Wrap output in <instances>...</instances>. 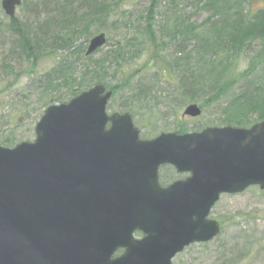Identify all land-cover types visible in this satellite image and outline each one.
Here are the masks:
<instances>
[{
  "label": "water",
  "instance_id": "95a60500",
  "mask_svg": "<svg viewBox=\"0 0 264 264\" xmlns=\"http://www.w3.org/2000/svg\"><path fill=\"white\" fill-rule=\"evenodd\" d=\"M20 4L2 6L13 16ZM104 43L93 39L88 53ZM105 90L49 106L34 143L0 147V264H172L219 233L207 217L222 193L264 188V121L143 141L128 113L107 115ZM169 163L192 175L162 188Z\"/></svg>",
  "mask_w": 264,
  "mask_h": 264
},
{
  "label": "rangeland",
  "instance_id": "374dc122",
  "mask_svg": "<svg viewBox=\"0 0 264 264\" xmlns=\"http://www.w3.org/2000/svg\"><path fill=\"white\" fill-rule=\"evenodd\" d=\"M166 1L162 0L156 6L149 28L139 32L133 28V24L129 30H125L121 23L116 26L112 22L119 20V16H125L124 20H128L145 13L154 0H92L93 14L98 13L97 19L102 21L91 26L87 36H81L74 46L83 47L84 50L93 32L96 35L98 30L106 33L108 44L89 59L81 52L75 55V59L68 51L64 53L63 49L53 50L48 40L42 45L45 54L39 58L34 57L33 60L20 57L22 54L18 52L13 56L12 49L17 39L5 32L10 19L0 10V146L13 147L20 142L33 141L36 138L37 121L49 105L68 102L83 89L104 81L114 91L106 111L109 114L129 112L144 139L156 137L163 132L185 133L211 126L222 127L227 125L225 110L235 98L250 93L256 97L259 92L264 93V32L260 31L264 24V0H229L221 3L223 7L219 4L215 9L193 14L189 20L198 25L196 31L201 33V38L198 40L191 37L183 49L180 47L185 39L182 35L174 40L167 37L166 45L160 41V46L155 47L153 44L151 33L160 34V27L176 20L179 12L183 16L193 12L188 8L175 11V6L172 10L165 8L169 6L163 4ZM195 1L182 0L180 3L183 2V5L179 6L190 7ZM94 7L105 10L97 11ZM225 8H228L227 13ZM80 10L85 11L87 8L80 7ZM237 10L244 16L246 27L253 26L256 37L246 39L239 50H233L234 47L228 49L223 41L214 39L211 26L218 29L228 21H232V25ZM109 11L113 14L107 15ZM171 11L177 13L171 15ZM61 13L60 0H23L15 17L17 23L24 25L32 35L38 32L41 24H45L42 32L45 35L41 37L44 40L49 31L59 27L65 16ZM141 17L144 19L146 16ZM71 18H75V15ZM209 18H213L212 23L208 22ZM93 19L89 14L85 23L76 22L68 26H74L75 29L76 25L82 27ZM55 24L57 26L51 28ZM211 36V44L205 46L201 39L207 40ZM125 37L127 41L123 44ZM116 40H121L123 45L120 48L124 54L117 55L121 61L117 60L118 57L115 59L109 56L110 49L116 47L113 44ZM203 45L204 48H200ZM70 50L74 51L73 48ZM154 53L157 54L153 56ZM66 55L73 58L78 67L70 73L67 83L55 71L63 66L60 63ZM176 58L184 59V62H180V70L187 79L184 86H180L179 79L172 78L167 72L166 63ZM3 60L9 61L10 70L2 66ZM94 61L100 64V70L97 68L99 74L93 71L96 69L95 64L89 65ZM213 70L216 72L212 74L216 75L211 76ZM69 82L71 86L67 87ZM77 87L79 89L74 91L75 94L71 89ZM52 97L54 101H51ZM191 103L202 109L197 118L184 116L185 109ZM259 113L255 108L249 112L241 122L248 120L250 123L242 127L254 124ZM230 125L240 126L235 123ZM160 174L165 184L180 178L170 166L163 167ZM210 218L218 220L221 225L216 238L187 246L174 257L173 264H264V189L257 185L242 193L222 195L210 212Z\"/></svg>",
  "mask_w": 264,
  "mask_h": 264
},
{
  "label": "trees",
  "instance_id": "16d2710c",
  "mask_svg": "<svg viewBox=\"0 0 264 264\" xmlns=\"http://www.w3.org/2000/svg\"><path fill=\"white\" fill-rule=\"evenodd\" d=\"M179 1L181 0H170V2L172 3L171 7L180 5ZM228 1L229 0H196L195 4H192V6L196 9L206 11L209 9H215V7H217L219 4L221 7H223V4L221 3H227ZM157 3H159V0L154 1V5H156ZM227 11H228V8H225V13H227ZM229 11H230V8H229ZM186 16L188 15H184L182 17L180 16V18L178 17V19L174 20V22L172 23L163 24L160 27V31H159L160 34H153L150 32L151 31L150 30L149 33H151V38L153 39V42L160 41L164 43V45H166L165 40H167V37H170L172 40H174L176 39L178 35L179 36L182 35L185 39L182 41V45L180 47L181 49H183V48H186L188 40L191 37H194L195 39L199 40L201 38V33L196 31L198 25L192 24L191 20H189V18ZM243 17L244 16L241 15L240 11H236L235 16H234V23L232 25H230L232 21H228V23L225 24V26H221L218 28L220 29V31L218 29L212 28L215 32L214 39H216L217 41L219 40L221 42L223 41L224 44L227 45L228 49L229 48L233 49L234 47L233 50L235 49L239 50L242 44L246 43V39L255 38L256 37L255 29H253V26L252 27L250 26L251 29L249 27H246L244 23L245 19ZM65 18L66 16L63 17V19L61 20L64 23H65ZM12 22L13 23H11L10 26H8L9 28L8 30L9 32L14 31L15 35L17 36L16 38L17 42L14 43V47L12 49L13 56H15V53L17 54L18 52L22 54V56L20 55V57L32 58L33 60H34V57L35 59L39 58V56H42L43 54H45V52L42 50L43 49L42 45L47 40H48V43L50 44L49 45L50 48L51 47L57 48V47L64 46L62 45L63 43L60 42L61 39L57 37L56 33L52 34L51 31L48 32V36H46L47 39L44 38V40H41V37L45 35V34H42L45 24L44 25L41 24V26H39V28L37 29L38 32L33 33L32 35L27 31L26 28H24V25H20L19 23H17L16 20ZM63 22H60L59 26L64 27ZM260 31L264 32V24L261 26ZM51 37H53L52 40L50 39ZM210 39H212V36L207 38V40H205L204 38H202L201 40L204 41L205 46H209V44H211ZM200 48H204V45L201 46ZM120 51L122 50L120 49L114 53H111L109 56L114 57L116 59L117 58L116 55H118ZM237 53H240V51H238ZM180 62H184V59L176 58V60H172L171 62L166 63L167 72L172 78L174 77L176 79L177 77L179 79V83L181 84L180 86H184L187 84V79H186V75H184L183 72H181L180 70L182 66V63ZM188 62H190V60H188ZM92 63L96 65L95 66L96 68H99L98 66L100 65L99 62L94 61ZM207 65L206 67H208ZM2 66L6 70L11 67L9 61H5V60L2 61ZM60 70H61L60 74H64V73L66 74L65 69H63V67H60ZM99 70H97L98 73H99ZM214 72L216 71L213 70L210 73L211 76L216 75V74H212ZM174 74H176V76ZM70 77H71V74L70 75L68 74L67 76H64L62 80L66 81L67 83L68 82L67 80ZM68 86H71L70 82L68 83L67 87ZM71 90L75 94L76 92L74 91H78L77 89H74V88H72ZM54 100L55 99L52 97L51 101H54ZM196 100H200V98H196ZM254 108L255 110L260 111L258 118L254 122L263 120L264 113L262 111H264V93L262 91L256 94V97L250 93V95L235 98L231 103H229L225 110V114L227 117L226 123L227 124L235 123L240 126H242L245 123L249 124L250 122L248 120L241 122V119L247 117V114L249 112H253Z\"/></svg>",
  "mask_w": 264,
  "mask_h": 264
},
{
  "label": "flooded vegetation",
  "instance_id": "af4514ba",
  "mask_svg": "<svg viewBox=\"0 0 264 264\" xmlns=\"http://www.w3.org/2000/svg\"><path fill=\"white\" fill-rule=\"evenodd\" d=\"M87 12H89L88 10H86V13ZM90 14H92L91 12H90ZM92 19H93V14H92ZM88 22H92L91 24H94V20H90V21H88ZM77 33L76 32H74L73 30L71 31V33H70V35H76Z\"/></svg>",
  "mask_w": 264,
  "mask_h": 264
}]
</instances>
